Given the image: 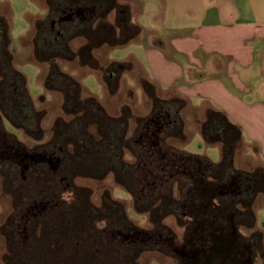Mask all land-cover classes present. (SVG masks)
<instances>
[{
	"label": "rangeland",
	"instance_id": "rangeland-1",
	"mask_svg": "<svg viewBox=\"0 0 264 264\" xmlns=\"http://www.w3.org/2000/svg\"><path fill=\"white\" fill-rule=\"evenodd\" d=\"M53 1L0 0V16L10 26L11 50L13 51L14 57L13 65L25 76L28 92L35 108L45 115L41 123V130L44 137L40 141L31 140L23 132L15 130L7 120L1 121V127L6 134L13 138L12 140L19 143L30 154H41L44 152L41 145L51 143L53 140L55 142L57 138L62 139L61 143L65 147V150L63 149L62 152L59 151L57 157L60 161L62 159L63 164L66 162L69 166L71 171L68 176L71 180L68 181V179H65V181L72 187L70 189L71 192L65 193L63 197L49 201V208L58 205L59 210L54 211L58 213L60 209L69 208L70 210L72 207V214L74 215L64 218V223H61L62 218L59 217L60 221H55L57 217L55 215L52 217L48 216V219L44 216H39L37 223H30L31 225L27 233L29 239L26 245H19L17 234L14 233V228L17 223V217L14 216V209L29 208L32 206L33 202L26 200L23 195L24 188L29 184L28 180L30 176L28 173L23 172L22 167L19 168L14 165H4L1 163L0 264H100L102 260L94 256L78 254L75 250L69 249L66 241L60 240H63V233H68V230H70L69 225L74 218L78 222L84 223L83 226H87V230L90 231H93L96 226L100 227L105 224L123 226L124 224L120 220L122 214L121 209L124 210L128 221L141 231L149 232L150 230H160L166 235L170 231L181 241L185 230L194 225V220L188 215L187 208L185 207L187 203L186 193L192 187L189 178L184 176L175 178L174 183L171 185L165 183L164 186H160L158 183L152 187L156 189L154 192L143 195L137 191L134 195L130 194L126 188L124 189V187L116 182L114 174H109L105 177L101 168L104 162L101 158L95 157L83 160L75 157V146L73 144L79 141L77 139L78 137L71 134V123L74 117L76 122H78L76 135L81 136L89 133L98 141L100 138L98 128L94 125H87V123L92 122V118L86 111L77 116L69 115V109L66 108L63 95L49 92L46 89L45 85L49 74V66L46 63L39 62L35 56V23L39 20L49 25L52 20L65 17L62 13H52L50 9L53 10V7L49 2ZM118 1L122 4L129 2L134 4L133 21L139 24L140 18L142 17V9L145 7V0ZM158 5L162 6L163 0H158ZM174 15L177 16L175 13ZM116 16L117 12L114 10L94 22L93 29L95 30L101 25L100 35H102L101 37L95 36L104 41L110 38L107 40L108 44L102 45L93 52V58L96 60L98 68H93L96 65L95 62L88 61L89 63L92 62L91 68L85 65L87 60L81 61L79 58H76L72 62L58 61V65L63 72L74 77L81 84L84 91L81 97L82 102L88 96H92L100 102L110 117L120 116L123 113H129L132 116V119H130L131 123H129L131 126L128 128L126 138L131 148L134 151H139L140 146L138 144L142 140L141 124L143 122L138 123V120L139 118H143L145 121L152 119L159 112L160 108L157 109V107L162 105L160 103L158 106V103L152 104L151 99L149 101V98L144 95L141 88H144L145 92L151 97L157 95L158 91L156 87L151 86L145 80V75H139L135 79L136 70L131 66L127 67L128 70L119 79L112 82L111 85L107 83L108 80L105 72L112 62L128 64L134 63L135 60L134 55L131 54L132 46L125 45L117 47V45L123 42L125 37L120 36L119 30H117ZM151 20L153 21L152 25L154 28L158 26L161 29L164 27L165 29H170L175 25L173 22L169 23L161 15L155 19L150 17ZM174 34H176L174 31L173 33H165L167 36ZM91 43L92 45L93 43L95 45L98 44L96 39H93ZM85 44L86 40L80 37L72 41L70 47L77 53ZM135 45L134 48L138 49L139 46L136 43ZM119 80L121 83L117 85ZM110 86L117 87V92L113 93L115 91L114 89L110 91ZM71 104L73 105V103ZM87 106L88 110H91V106L88 104ZM124 106L130 107L131 109H122ZM71 107L73 108V106ZM181 107L183 108V104L175 102L174 113L176 114V110ZM201 108L182 109L180 111V117L174 114L175 116L172 117V120L174 122L176 121V123L170 127L171 129H168L170 130L168 133L171 134L173 132L174 134L172 136L168 134L169 136L163 139V143L164 146H170L169 149L174 150L179 155H184L181 152L184 151L193 156L206 158L213 164H219L222 159L221 146L208 145L202 137L201 125L205 120V116ZM74 109L78 111V108ZM58 119L69 124L71 127L65 128L64 124L63 126L61 125L62 127L55 129V124ZM180 128H182V133L178 135ZM101 134L103 137L106 135L103 132ZM64 140L69 141L65 143ZM242 143V149L241 151L240 148L238 149L239 151H237L234 159L235 172L233 175H237L238 171L248 174L246 171H252L256 167L263 166L260 159L253 155V147L243 142V135ZM122 159L130 165L136 164V158L127 150L124 151ZM206 159L204 162H206ZM250 174L254 175L260 182H264V170L261 168L253 174ZM167 175H169L167 171L159 173L160 178L162 177L164 180L167 179ZM221 177V174L216 176L218 181L219 179L221 180ZM213 178L212 180H215ZM119 180L124 185L126 184V186H135L129 174H120ZM60 181L61 177L56 179V182L59 184ZM149 181L153 184L157 180L149 178ZM261 186L262 184L260 186L257 185V187L255 186L250 192L251 198L249 197V200L246 199L249 202V204H246L247 207L242 205L235 207L243 213L242 219L244 218L245 221H249L248 224H253L252 232L248 231V229L241 228L242 234L247 235L249 238L260 239L262 241L260 243L261 249H264V189H260ZM171 195L177 202V208L174 214L167 215V210L165 209L169 205H163V197H169ZM109 198L121 205V208L109 202ZM53 204L54 206H52ZM45 205L41 203L36 204L38 207H45ZM51 218L52 220H50ZM122 254L125 255V258L119 257L121 259L119 260L120 264H182L175 252L161 245H152V243L140 247L132 255L127 251L125 252V250ZM255 264H264V250L257 257Z\"/></svg>",
	"mask_w": 264,
	"mask_h": 264
},
{
	"label": "trees",
	"instance_id": "trees-1",
	"mask_svg": "<svg viewBox=\"0 0 264 264\" xmlns=\"http://www.w3.org/2000/svg\"><path fill=\"white\" fill-rule=\"evenodd\" d=\"M49 4L53 7V10L50 9L52 13L57 14L82 5L98 6L95 20L93 19L91 22H85L81 28H79L78 25L61 23L52 30L50 23L47 25L44 21L39 20L35 23V56L39 62L46 63L49 66V74L45 85L46 89L49 92L63 95L66 102V108L69 109V115L77 116L86 111L92 118V122L87 123V125H94L98 128L99 141L89 133H85L81 136L76 135L75 133L78 130V122H76L74 117V120L71 123V134L78 137L77 139L79 141L76 144H73L75 146V157L83 160L86 158H101L104 162V164L101 165V168L105 177L109 174H114L116 182L124 187V189L126 188L130 194L135 195L137 191L142 194L145 183H142V177L139 175L142 174L143 168L137 167L136 164L130 165L122 159L125 150L130 151L135 155L134 149L131 148L126 138L131 115L126 112L128 114L123 113V115H120L119 117H110L100 102L92 96H88L87 99L82 102L81 97L84 94V91L81 84L74 77L63 72L58 65V61L72 62L76 58H79L81 61L87 60L85 65L91 68L92 62L89 63L88 61L95 62L96 65L93 68H98V64L93 58V52L102 45L108 44L107 40L110 38L105 41L98 39L96 36H102L100 35L101 25L94 30V22L114 10L117 12V30H119L118 32L120 36L125 37L123 42L117 45V47L134 39L139 34L140 30L137 27L132 26L129 9L127 7L118 6L116 0H54L53 2H49ZM100 7L103 10H100ZM102 34L105 35L104 33ZM80 37L86 40V44L76 53L71 49L70 43ZM93 39H96L98 44L95 45V43H93L92 45L91 42ZM13 58L10 26L9 23L0 16V119L1 121L7 120L15 130L23 132L29 139L40 141L44 137L41 130V123L45 118V115L35 108L28 92L26 78L14 67ZM127 67L129 66L124 63L112 62L105 72L108 80L107 83L111 85L112 82L119 79L128 70ZM113 89L114 86H110V91ZM175 102L166 104L160 103L162 106L159 105V102H155L154 104L158 103L157 106H159L157 109L160 108L159 112L162 110L164 112L174 113ZM71 103H73V105ZM87 104L91 106V110H88ZM71 106H73V108ZM74 108H78V111ZM182 109V107L177 109L176 114H174L179 115L180 117V111ZM141 121L143 122L141 128L145 125H148L151 128L152 123L150 120L145 121L144 119H139L138 123ZM62 122L63 121L58 119L55 124V129L57 127H62L64 124L65 128L71 127L69 124ZM172 122L173 125L176 123V121ZM101 132L106 133L105 137H103ZM179 132L178 135H181L182 128H180ZM201 133L206 144L221 146L222 159L219 164L211 163L214 169L225 175L233 174L235 172V155L242 142V133L239 127L233 124L222 112L210 111L201 128ZM173 134L174 133L172 132L170 136ZM55 140V142L53 140L49 143V146L53 148L54 152H62L63 149L65 150V147H63L61 143L62 139L57 138ZM68 141L69 140H66L65 143H68ZM39 170L41 172L42 180L37 179L35 184L31 182L30 185H26L28 190H32L37 194H43L45 190L47 192L58 191L61 184L56 182V179L60 177L64 176L68 178V181L71 180L68 176L71 170L66 162L60 165L56 174L50 175V173L44 169ZM237 173L240 174V178L248 180L252 187L254 185L257 187V185L260 186V184H262L260 189H264V182H260L254 175L239 171ZM120 174H129L133 180L132 183H134L135 186L124 185V183L119 180ZM67 184L70 190L72 186L69 183H63V186L66 187ZM151 190H153L152 187ZM108 200L113 203V205H118V207L121 208V205L112 201L110 198ZM163 201V205H169V207L165 209L167 210L166 214H174L177 208V202L172 198V195L169 197H163ZM52 206H54V204ZM72 209V207L70 210L69 208H65V215L59 217L62 218L61 223H64V218L74 215L72 214ZM121 212L120 220L125 226L113 224L110 225V227H114L117 231L123 230L125 233L128 230L141 232L140 229L128 221L123 209H121ZM83 224L82 222H78L76 218L70 222V230L66 233L68 235L66 243L69 249L75 250L78 254H83L84 252V255L94 256L95 258L102 260L100 264H120V258H125V255L122 254L124 250L132 255L133 252L144 246L139 239L133 240L132 238L124 240V238L122 239L119 235H116V239H113L110 236L109 231L101 235L96 228L93 231H90L87 230V226H83ZM105 225L108 226L109 224ZM251 226L253 227L252 223ZM77 243H79L81 247H77ZM78 250L80 251L78 252Z\"/></svg>",
	"mask_w": 264,
	"mask_h": 264
},
{
	"label": "crops",
	"instance_id": "crops-1",
	"mask_svg": "<svg viewBox=\"0 0 264 264\" xmlns=\"http://www.w3.org/2000/svg\"><path fill=\"white\" fill-rule=\"evenodd\" d=\"M116 2L129 9L132 26L140 30L122 45L132 46L135 57L124 64L136 70L135 79L145 75L156 87L152 97L141 88L149 101H178L183 110L202 107L205 120L210 111L222 112L263 165L246 172L264 170V0H163L162 6L145 0L139 24L133 21V3ZM159 15L175 25L154 28L150 17Z\"/></svg>",
	"mask_w": 264,
	"mask_h": 264
},
{
	"label": "flooded vegetation",
	"instance_id": "flooded-vegetation-1",
	"mask_svg": "<svg viewBox=\"0 0 264 264\" xmlns=\"http://www.w3.org/2000/svg\"><path fill=\"white\" fill-rule=\"evenodd\" d=\"M101 7L99 9L103 10ZM97 10L98 6L95 5L71 8L62 13L65 17L51 21V29L53 30L61 23L78 25L81 28L85 22L95 20ZM173 116V112L161 110L157 113L150 119L151 128L148 125L141 128L142 140L138 144L140 150L134 151L136 156L129 152L136 158V166L143 168L141 174L142 183H145L143 195L154 192L156 189L152 188L153 190H151V187L158 183L160 186H164L165 183L171 185L175 178L181 176L189 178L192 187L186 193L185 207L188 215L193 218L194 225L185 230L181 241L170 231L167 235L160 230H150L149 232L128 230L125 233L123 230H115L110 225L96 226L97 230L101 235L109 231L113 239L119 235L124 240L139 239L143 245L152 243V245L164 246L175 252L182 264H255L257 257L264 250L260 246L262 241L242 234L241 228L248 229L250 232L253 231V228L251 224H248L249 221L242 219L243 213L235 207L240 205L247 207L246 204H249L248 200L251 198L250 192L255 185L252 187L251 183L240 178L239 174H231L228 177L229 175L215 170L211 162L207 160L204 162L205 159L201 157L185 153L179 155L169 149L170 146H164L163 139H166L168 134L170 135L168 129H171L170 127L173 125ZM12 139L2 130L0 119V164L22 167L23 172L30 176L28 185L31 182L35 184L37 179L42 180L39 169L48 171L50 175L57 173L62 159L60 161L57 157L58 152H54L49 143L41 145L44 151L41 154H30ZM164 171L169 174L166 180L159 176V173ZM218 174L222 176L219 181L216 178ZM148 177L157 181L151 184ZM65 179L68 178L61 177V187L55 192L45 190L46 193L37 194L28 190V187L24 188V198L33 203L29 208L14 209V216L17 217L14 233L17 234L19 245H26L29 239L27 233L30 223H37L39 216L48 219V216L55 215L57 216L55 221H59L58 217L65 215V209H60L58 213L54 212L59 210L58 205L49 208V201L59 199L65 193L70 192L68 184L66 187L63 186V183H66ZM175 183L177 182L175 181ZM59 194L61 195L58 196ZM32 199L34 200L32 201ZM38 202L46 204L45 207L36 206V204H40ZM63 235V240L60 241L67 242L68 235L66 233ZM77 247H81L79 243H77Z\"/></svg>",
	"mask_w": 264,
	"mask_h": 264
}]
</instances>
